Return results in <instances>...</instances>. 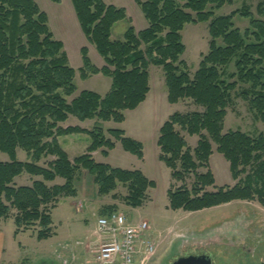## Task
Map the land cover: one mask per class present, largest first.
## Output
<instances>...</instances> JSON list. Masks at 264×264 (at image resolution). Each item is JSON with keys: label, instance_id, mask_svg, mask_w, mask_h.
<instances>
[{"label": "trees", "instance_id": "trees-1", "mask_svg": "<svg viewBox=\"0 0 264 264\" xmlns=\"http://www.w3.org/2000/svg\"><path fill=\"white\" fill-rule=\"evenodd\" d=\"M71 1L83 34L106 64L97 68L83 48L81 79L111 78L112 88L105 97L85 91L69 101L77 91L76 71L69 64L64 44L55 39L48 15L35 0H0V154L8 156L0 161V224L13 218L17 233L33 229L38 240L50 239L54 235L52 211L64 198L78 196L76 182L83 170L93 177L99 196H110L124 185L129 190L128 204L135 209L144 206L149 191L156 187L154 181L141 171L117 169L92 156L104 150L108 157L115 149L107 134L140 160L144 158L142 143L122 130L105 132L99 127L88 132L62 124L70 117L81 122L124 123L125 113L137 110L151 92L152 65L165 71L170 104L191 100L204 109L203 113L174 114L160 130L159 159L172 171L173 181L195 176L192 190L170 189L169 209L199 212L234 201H258L264 207V134L253 138L241 131L224 133L231 98L239 85L248 87L241 96L264 122V21L247 7L228 16L215 14L245 0H135L148 23L140 32L124 8L104 0ZM260 12L264 15V9ZM237 16L250 21L245 32L236 27ZM125 20L130 27L124 40H113L114 26ZM204 23L209 24L210 52L191 77L182 61L186 54L182 33L187 25ZM231 65L236 71L229 75ZM178 127L190 137L200 138L196 149L190 148ZM81 133H87L92 144L87 155L71 160L59 138ZM213 143L230 163L238 184L212 193L206 190L216 186L212 171L197 172L208 168ZM19 151L26 153L28 161L19 160ZM49 157L55 160L41 166ZM23 175L42 180L17 186L16 179ZM57 179L64 184L48 185ZM110 212L114 210L106 209L102 216Z\"/></svg>", "mask_w": 264, "mask_h": 264}, {"label": "rangeland", "instance_id": "rangeland-1", "mask_svg": "<svg viewBox=\"0 0 264 264\" xmlns=\"http://www.w3.org/2000/svg\"><path fill=\"white\" fill-rule=\"evenodd\" d=\"M104 1L107 5L126 9L127 16L133 21V26L137 32L143 31L148 27L144 14L135 0ZM141 1L145 2L146 0ZM35 2L48 15L51 31L55 39L64 44L69 64L76 71L75 85L77 91L72 97L67 99L72 101L85 91L94 92L105 97L112 88L111 78L100 75L98 78L90 79V77L88 81L81 79L80 70L83 68L81 51L83 48L90 51L89 58L97 68L103 69L106 64L98 54L96 48L87 41L85 35L82 33L72 1L59 0L55 2L53 0H35ZM261 4L264 5V0L236 1L232 5H227L223 9L216 11L215 14L216 17L228 16L235 11L247 7L257 19L264 21V15L260 12L264 7L259 8ZM234 22L236 27L241 29L242 32H245L250 26V21L240 16H237ZM129 27V21L118 22L113 28L112 39L123 41ZM182 36L186 46V54L182 57V61L188 66V72L191 77H194L199 70L203 56L210 52L211 37L209 24L187 25ZM219 44L222 45V42L220 41ZM182 69H184V66ZM235 71V66L231 65L228 69V74L231 75ZM149 74L150 84L152 81V91L147 101L136 111L126 112L125 122L119 126H115V122L106 124V122L98 120L81 122L74 117H70L67 123L62 124L63 128L79 127L88 132H92L99 127L105 128V132L112 129L122 130L125 131L128 138L142 143L144 160H140L138 157L126 152L121 143L115 141L111 135H106L107 139L114 141L115 144L118 143V148L111 154L110 160L108 161L109 164L117 169L141 171L149 180L156 183V187L150 190L149 198L144 206L138 210L131 209L132 207L127 202L129 190L124 185H119L118 189L110 196H99L98 189L95 183L93 185L92 182L93 177L83 170L78 175L76 186L80 181V185L86 192L87 199L90 197L89 200L91 201L88 200V203L98 212V215L92 209L86 207V205L84 206V202L80 205H83V210L77 212L79 208L78 206L76 209L79 203L78 197L64 198L52 213L54 235L50 239L38 240L37 233L33 229L20 235L19 240L23 245V252L21 254L24 256L21 264H62L63 260L71 263L73 260L72 255L69 252L68 254L65 253L66 251H71V247H75V252L78 251L77 260L80 261L78 264H83L88 260L92 261V248L90 247V250H86V245L81 247L76 246V243L80 240L85 242L87 237L86 232L91 229V226L96 223L98 216H101L102 212L106 209H113L116 212L126 215L133 223H139L141 221L147 222L155 233L156 241L166 238L168 229L171 227H192L194 235H197L201 240L204 238L206 240L207 238L221 234V239L226 243V248L224 249L223 247L219 248V246L214 245L212 247L209 245H199L195 248H185L183 250L184 253L194 251L200 253L203 247V250L209 252L214 264H264V207L258 201H234L199 212H174L169 209L168 192L170 189L173 188L176 190L182 187L192 190L195 183V176L193 174L188 175L183 182L173 181L172 171L159 159L160 149L158 147V139L160 130L174 114L203 113L204 109L195 105L191 100L181 101L176 105L170 104L168 101L166 75L163 67L152 65L149 69ZM246 88L248 87L239 85L236 92L232 95L225 120L224 133L241 131L253 138H257L261 134H264V122L250 109L248 102L242 98L241 94ZM177 131L185 137L191 149L197 148L200 140L198 136L190 137L179 127ZM62 142H64L63 144L67 150L63 149L71 160L87 155L88 149L92 144L91 137L87 133L68 136L66 139L63 137ZM213 150L214 155L210 160L208 168H200L197 172L198 174H206L210 170L214 174L216 186L207 188V192L213 193L217 192L220 188L235 187L238 182L232 178L230 163L223 155L217 152L218 147L215 143H213ZM103 151L100 150V154H97V160L94 157V154L97 152L92 154L96 162L106 163L105 158L101 156L103 155ZM21 155L22 157H26L25 152ZM5 160H8V156L0 154V161ZM54 160L55 158L49 157L44 159L40 165L47 167ZM30 177L26 175L27 179H30ZM27 179L19 180L18 183L23 186L28 182ZM38 180H42V178H38ZM57 180H60L59 184H64L63 180ZM12 226L14 227L13 223ZM75 228L81 230H75ZM224 233H227V237L231 238L232 241L236 239L238 244L245 239L247 241L250 240L249 246H252V249L256 248L257 252L254 255H243L240 249L237 250L228 245L230 240L224 236ZM235 233H237L236 237ZM66 244H70L71 246L68 250L62 249L63 245ZM163 246L166 247L165 244ZM60 255H64L63 259L60 258ZM11 260H13V257Z\"/></svg>", "mask_w": 264, "mask_h": 264}, {"label": "built area", "instance_id": "built-area-1", "mask_svg": "<svg viewBox=\"0 0 264 264\" xmlns=\"http://www.w3.org/2000/svg\"><path fill=\"white\" fill-rule=\"evenodd\" d=\"M93 236L96 247L92 252V264L158 263L159 245L154 231L145 221L133 223L120 212L99 216ZM62 264H76V261L73 259L69 263L63 260Z\"/></svg>", "mask_w": 264, "mask_h": 264}, {"label": "crops", "instance_id": "crops-1", "mask_svg": "<svg viewBox=\"0 0 264 264\" xmlns=\"http://www.w3.org/2000/svg\"><path fill=\"white\" fill-rule=\"evenodd\" d=\"M74 12H75V10H74ZM75 15H76V13H75ZM76 18H77V16H76ZM77 21H78V19H77ZM89 54H90V51H89ZM99 76L100 75L92 76L90 79L98 78ZM151 91H152V81H151ZM144 103L141 106H143ZM88 122H86V123H88ZM86 123H82V124H86ZM110 123L111 122L106 123V124H110ZM103 124H105V123H103ZM114 124H115V126H119L120 125V124H116V123H114ZM64 128H66V127H64ZM62 139L63 138H59V142H60L62 148L67 150L66 147L63 144L64 142H62ZM64 139H66V137H64ZM116 148H118V143L115 144V149ZM113 151L109 152V156L108 157H104L103 155H101L103 158H105L106 163H104V164H108L111 167H113V166L111 164H109L108 161L110 160V157H111V154H112ZM99 152L94 154V157H95L96 160H97V158H96L97 154H100ZM22 153H23L22 151L18 152L19 160L28 161V157L27 156L26 157H22V155H21ZM142 160H144V158ZM22 179L26 180L27 179L26 175H23V176L17 178L15 184L17 186H22L21 184L18 183V181L22 180ZM34 180H35V178L30 177V179H27L29 184H28V182H26V184L23 185V186H31L33 184ZM59 182H60V180H57L55 182V184H59ZM92 182H93V185H94L93 179H92ZM78 183H77V189H78V196L77 197L78 198L77 197L76 198L78 199L79 203L76 206V209H77L78 206L80 207V205L83 204V202H84V206L86 205V207H89V209H92L93 212L94 213L96 212L97 215H98V212L88 203L89 201H91V200H89L90 197H89V199H87L86 192L84 191V188H82V186L80 185V181ZM48 185H54V184H48ZM149 194H150V191H149ZM149 194H148V196H149ZM131 209L136 210L134 208H131ZM138 209H140V208H137V210ZM82 210H83V205H82V209L80 211H82ZM53 211H52V213H53ZM77 212H79V209H77ZM94 216H95V214H94ZM12 223L14 224V227L12 226ZM95 229H96V223L93 226H91V229H89L90 231L88 230L86 232L87 233V237H86L85 242L80 240V241H78L76 243V246L83 247L84 245H86V250H90V247H91L92 248V252H93V250L96 247V244H95L96 240H95V238L93 236V232H94ZM75 230H81V229L75 228ZM79 232H81V231H79ZM22 233H25V232L17 233V227L15 225V221H14L13 218H9V219L3 220L1 222V224H0V264H21V260L23 259L24 256H22V254H21L23 252V250H22L23 245H22L21 241L19 240V237H20V235ZM218 233H221V232H218ZM190 234H194V230L192 229V227L191 228L171 227L170 229H168V233H167L166 238L157 240V243L159 245L158 263L162 262L163 260H166V259H169V260L172 259L173 260V259H177V258L181 257V253H184V251H183L184 247H182L183 244L179 241V239L181 237H183V236H188ZM78 243H82L83 245H78ZM163 244H165L166 247H164ZM70 246H71L70 244L63 245L62 249L68 250V248ZM224 248H226V247L224 246L223 249ZM70 249H71V251H66L65 253L68 254V252H69V254L72 255V259H75L76 264H78V262H80V261L77 260L78 259V251L75 252V247H71ZM207 254H209V252H207ZM12 257H13V260H11ZM63 257H64V255H60V258L63 259ZM92 263H93V260L92 261L88 260V261H85L83 264H92Z\"/></svg>", "mask_w": 264, "mask_h": 264}, {"label": "flooded vegetation", "instance_id": "flooded-vegetation-1", "mask_svg": "<svg viewBox=\"0 0 264 264\" xmlns=\"http://www.w3.org/2000/svg\"><path fill=\"white\" fill-rule=\"evenodd\" d=\"M224 236H226L227 237V233H224ZM237 236V233H235V237ZM222 238V236H221V234H217V235H215L214 237H212V238H207L206 240H205V238L204 239H199V237H197V235H194V234H190V235H188V236H183V237H181L180 239H179V241L183 244V246L182 247H184V249L185 248H195V247H197V246H199V245H201V246H204V245H209V246H219V248H222V247H224L225 245H226V243H224V240L223 239H221ZM227 239L228 240H230L228 243V245L232 248V247H234V248H236L237 250H241L242 251V254L243 255H249V254H255L256 252H257V249L256 248H254V249H252V246H249V241H247L246 239L243 241V242H239V244L236 242V239H233V241L231 240V238H228L227 237ZM187 250H189V249H187ZM195 253H193V255H198V256H200V255H204L205 253H206V255H208V256H210L209 254H207V252H206V250H203V247H202V250H201V252L200 253H198L197 251H194ZM186 255L187 254H189L190 255V253H185ZM185 255V256H186ZM211 257V256H210ZM178 259V258H177ZM177 259H166V260H163L162 262H159L158 264H173ZM213 260V259H212ZM213 264H214V261H213Z\"/></svg>", "mask_w": 264, "mask_h": 264}, {"label": "water", "instance_id": "water-1", "mask_svg": "<svg viewBox=\"0 0 264 264\" xmlns=\"http://www.w3.org/2000/svg\"><path fill=\"white\" fill-rule=\"evenodd\" d=\"M189 254L182 253L173 264H213V260L210 256L206 255H193L195 252H189ZM196 254V253H195ZM186 255V256H185Z\"/></svg>", "mask_w": 264, "mask_h": 264}]
</instances>
